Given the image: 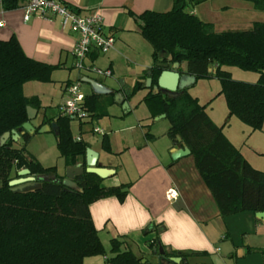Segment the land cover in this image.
I'll list each match as a JSON object with an SVG mask.
<instances>
[{"label":"trees","instance_id":"obj_1","mask_svg":"<svg viewBox=\"0 0 264 264\" xmlns=\"http://www.w3.org/2000/svg\"><path fill=\"white\" fill-rule=\"evenodd\" d=\"M22 1L0 0V4L4 10H10ZM203 1L173 0L168 11L144 10L139 14L127 11L152 47L149 68L152 85L162 70L156 62H185V72L196 80L208 77L219 80L218 93L224 96L228 117H237L253 131L260 130L264 123V22H254L247 30L216 32L211 23L187 9ZM248 1L264 11V0ZM209 65H216L214 71L209 70ZM224 66L254 71L259 76L255 82L234 80ZM58 67L28 57L15 36L0 38V135L20 128L27 121L26 106L40 109L38 97L25 96L23 85L28 81H51V73ZM147 76L145 72L133 83L126 99L145 88ZM152 85L141 101L151 117L164 113L168 118L166 134L173 144L182 143L189 148L220 215L264 212V170L254 168L242 156L223 133V125L214 123L205 105L187 89L169 96L154 92ZM109 96L110 105L114 101L113 95ZM99 98L96 93L85 95L84 106L92 118L103 113L104 105ZM70 119L58 113L52 118L43 117L40 126L57 124L56 146L65 166L78 161L85 166L88 144L81 137L76 140L72 136ZM31 134H21L22 146L16 145L11 137L0 146V264H83L85 258L97 255L104 256L105 264H139L142 256L126 246L123 238H111L110 254H106L89 210L90 204L109 196L123 202L130 183L104 186L102 177L84 171L74 176L78 189L64 190L65 176L58 174L55 166H43L27 153L25 144ZM145 136L154 137L149 132ZM101 145L110 152L105 135ZM23 168L36 177L35 185L13 191L8 182L17 178V172ZM50 175L55 179L40 178ZM158 244L161 245L160 241L154 239L148 242V248ZM188 253L164 249L160 257H180V262L168 260V263L182 264Z\"/></svg>","mask_w":264,"mask_h":264},{"label":"crops","instance_id":"obj_2","mask_svg":"<svg viewBox=\"0 0 264 264\" xmlns=\"http://www.w3.org/2000/svg\"><path fill=\"white\" fill-rule=\"evenodd\" d=\"M24 1L10 10H4L0 4V38L6 40L15 36L28 57L50 65H58L59 67L54 71L61 72L60 76L65 77L59 78L62 79L61 81L52 79L53 82L60 83L58 89L60 100L56 103V112H49L47 98L43 92L32 90L29 86L28 92L24 91L25 84H30L29 82L32 81L23 85L25 96H37L39 99L38 122L40 123L43 117L57 116V105L66 96L65 86L72 81H82L84 77L94 79L111 89L110 93H96L100 95V101L105 99L109 101V94H112L114 101L112 104L122 106L114 99L115 94H120L122 100L127 102L123 112L132 111L131 98L126 99V92L129 89L125 90L124 86L127 80L132 79L130 84L132 87L133 83L147 72L152 63L151 60L140 62L136 54L133 56L136 55L139 60L134 61L128 45L130 42L128 39L126 41L123 39L124 33H120L118 41L115 35L131 27L139 31L136 21L127 14L128 10L135 14L144 10L168 11L172 7L173 0H59L76 7L82 13L96 10L102 15L103 31L106 34H112L115 37V43L107 53L102 54L96 51L90 53L87 62L103 69L109 68L112 72L111 76H100L76 69L72 49L76 43L77 34L62 28L59 19L55 17H31L25 21L22 8ZM187 9L202 21L211 23L216 32L247 30L254 22H264V11L257 10L248 0H205L195 6H188ZM122 58L134 66L122 64ZM169 65L171 66L172 63ZM185 69L186 63H180L179 70L186 73ZM210 71H214V67ZM111 78L116 83H113ZM196 81L187 87L188 92ZM82 83L86 82L82 81ZM48 84L45 83L43 86L49 88ZM86 84L89 86V91L82 90L85 95L95 93L91 85ZM46 90L48 89L42 91ZM54 90L57 95V89ZM147 91V87L142 89V95L137 105L134 104L135 107L142 102ZM116 97L120 99L118 95ZM226 113L228 114V109ZM207 114L214 123L220 125L210 113L207 112ZM98 118L100 117H93V119ZM144 118L149 120L150 114L145 115ZM227 121L226 117L221 125L223 123L226 125ZM79 127L82 128V125ZM98 128L103 133V130ZM244 128L239 127L242 131L240 135H245L246 132H249L248 135L254 133L250 127ZM222 131L251 165H254V161L261 163L255 156L264 155V140L257 139L249 151L251 155L248 156L242 151V144H238L230 131L224 129ZM81 133L79 136L87 142L88 147L98 152L97 161L100 165L113 169L112 174L103 178L102 185L115 186L130 183L123 202L114 196H109L90 204V214L98 235L104 233L110 239L123 238L127 241L126 246H130L135 253L134 246L140 249L146 254V259L139 264H170L161 262L158 252L154 253L147 247L148 242L154 239H158L166 251L189 252L190 254L188 253L182 259V264H189L192 259L202 260L203 258L207 259L205 264H264L262 252L264 219L246 211L221 216L209 189L194 165L193 156L188 154L177 159L171 158L170 154L178 147V144H173L169 137L161 140L159 136L151 133L154 137L147 138L143 130L136 138L130 136H123L121 139L110 138L108 139L110 152L102 150L103 155H101L96 148L97 144L91 143L90 138L88 141L85 140ZM93 144L96 146L94 147ZM78 162L82 164L81 161ZM169 188L176 190L175 199L166 198V191ZM145 217L148 219L140 227ZM83 264H105L104 256L87 257Z\"/></svg>","mask_w":264,"mask_h":264},{"label":"rangeland","instance_id":"obj_3","mask_svg":"<svg viewBox=\"0 0 264 264\" xmlns=\"http://www.w3.org/2000/svg\"><path fill=\"white\" fill-rule=\"evenodd\" d=\"M192 7V6H191ZM129 21L132 23V20L129 19ZM120 33H124L123 39L125 41L128 39L130 42L129 48L131 49V55L132 59L134 61H137L140 59V62H149L152 59L150 57V52L152 51L151 45L141 36L138 30H135V27H131V29H127L125 31H119L115 36L116 40L118 41ZM122 38V37H120ZM138 55V58H136V55ZM130 65V67L134 66L132 63L127 61L125 58H122V64ZM223 69L230 72V75L232 79L234 80H240L245 82H252L258 79V76L256 72L250 71V70H244L236 66H224ZM61 72L58 71H52L51 73V81L49 82H38V81H32L29 82L30 84H25L24 91L28 92V86L29 88L32 87V90H35L37 92H43V95L47 98L48 106L47 108L50 109L49 112H56V103L60 100V94H58L59 89V81H61L59 78H65L64 75L60 76ZM57 74V75H56ZM55 76V77H53ZM52 79L59 80L58 82H53ZM110 79V78H108ZM111 81L113 83H116L114 79L111 78ZM108 82V81H107ZM132 82V79L127 80V84L124 86L125 90L130 89V84ZM45 83H49L48 87L43 86ZM44 88V89H43ZM81 88L84 92L89 91V86L86 83H81ZM221 88V84L217 78H199L195 84L192 86V88L189 90V92L193 96L198 97V101L200 104H205V110L213 116L215 120L222 124L223 120L225 118H228V121L225 125L223 123L222 130L230 131L232 135L236 138L238 144H242L243 149L242 151L246 155H251L250 150L252 149L253 143L257 139L260 141L264 140V123L260 130H255L253 134H249L246 132L245 135H240V129L239 127H245L244 129H249L246 124L241 122L237 117L232 116L231 118L228 117L227 106L224 99V96L222 94H219V90ZM48 89L46 91H42ZM52 89V90H51ZM54 89H57V95L54 93ZM86 90V91H85ZM142 90L138 91L136 94H134L130 101L132 106V111H129L127 113L123 112V107L119 104H110L105 99L101 101V104H103V113L98 119L89 120L87 122L79 121L78 119H70V129L72 136L76 138L80 135L84 136V139L88 141L90 138V142L96 143L99 151L101 152V155H103V148L101 145L103 133H105V137L114 138V139H121L123 136L125 137H132L136 138V136L143 132H149L156 136H159L161 140L167 139V129L170 125L168 118L166 117H159L161 114H158L154 117L149 118L147 120L146 118L143 119V117L147 114H150V110L147 108L146 104L144 102L139 103L138 107H135L134 104L137 105V102L140 100V97L142 95ZM30 92V91H29ZM107 101V102H106ZM62 101H60L61 103ZM59 103V104H60ZM58 104V105H59ZM57 105V106H58ZM158 117V118H157ZM140 124L142 126H140ZM79 125H82V128L79 127ZM100 127L103 130V133L93 131L92 128ZM128 126H132L129 128ZM164 135V136H163ZM239 136V137H238ZM163 137V138H162ZM263 137V138H262ZM240 138L242 141H240ZM57 138L54 131L50 130L47 132H35L31 134V137L27 144H25V149L28 154L33 156L36 160H38L41 165L43 166H55L56 171L60 175H64L67 170V166L64 164L63 158L60 156L57 146H56ZM242 142V143H240ZM16 145L22 146L23 142L22 140L18 139L16 140ZM259 145L260 142L258 141ZM94 146V144H93ZM96 146V145H95ZM94 146V147H95ZM103 150V151H102ZM257 155V154H256ZM256 159H259L261 163H257L256 161L253 162L252 165L256 169L264 170V155H257L255 156ZM253 161V160H252ZM263 164V165H262ZM262 168V169H261ZM99 237L102 241L103 247L106 251V254H110V237L106 236L104 233H100ZM148 247V245H147ZM146 247V248H147ZM134 250H136V253L138 255L142 256V259H146V254L140 249L138 250L135 246L133 247ZM148 249V248H147ZM149 251V249H148ZM154 255V253H153ZM98 257H101L100 255H97ZM152 256V255H151ZM141 259V260H142ZM206 258H203L202 260L192 259L189 264H205ZM158 263V260H157Z\"/></svg>","mask_w":264,"mask_h":264},{"label":"built area","instance_id":"obj_4","mask_svg":"<svg viewBox=\"0 0 264 264\" xmlns=\"http://www.w3.org/2000/svg\"><path fill=\"white\" fill-rule=\"evenodd\" d=\"M23 18L25 21L31 17L58 18L62 28H67L77 34L76 43L72 49L74 67L78 70L87 71L100 76H111L109 68H100L87 62L90 53H107L115 43L112 34L103 31V17L96 11L87 13L80 12L76 7L66 5L59 0H25L23 5ZM1 25V23H0ZM82 81H72L65 86V99L58 105V113L72 119L87 122L92 120L84 106L85 93L81 89ZM92 131H102L92 128ZM80 139V136L75 138ZM177 192L173 188L166 191L168 200L175 199Z\"/></svg>","mask_w":264,"mask_h":264},{"label":"water","instance_id":"obj_5","mask_svg":"<svg viewBox=\"0 0 264 264\" xmlns=\"http://www.w3.org/2000/svg\"><path fill=\"white\" fill-rule=\"evenodd\" d=\"M156 65L162 68L160 74L158 75L156 84L152 85L150 69L147 70L148 76L145 79V87L149 88L152 85V89L154 92L160 91L169 96H177L196 80L194 75H190L180 71L178 62H174L170 66L168 62L159 61L156 62ZM212 67H214L215 69L216 65H209V70H211ZM82 81L89 83L95 93L105 94L111 92V89L94 79L84 77ZM116 95L119 96V100L117 99ZM114 99L118 103L120 102L122 107L127 106V102L122 100L120 94H115ZM26 112L28 119L21 125L20 128L6 131L0 135V146H2L9 137H11L14 141L18 140L21 134H23L24 132L34 133V131L37 130L38 132L42 133L52 130L56 135L58 134V126L54 122H51L50 124H43L40 126V123L38 122L39 114L36 108L28 105L26 106ZM159 117H165V114H161V116ZM177 140L181 142V138L179 136H177ZM188 154H190L189 148L186 145L180 143L178 144V147L171 152L170 155L172 159H177ZM97 158L98 152L90 147H87L85 152V166H83L80 162H76L74 165L67 166L65 177L63 179L64 190L78 189L76 183L74 182V176L82 174L84 171L94 173L102 178L108 177L113 173V169L101 166L97 161ZM17 175V178H14L8 182V184L11 186V190L22 191L28 187H33L35 185L36 177L30 175V171L27 168L19 170L17 172ZM40 178L55 179V176L50 175ZM255 215L260 219H264V212H256ZM152 251L154 253L158 252L159 255L164 254V249L160 244H158L157 247H154ZM180 259V257H162L161 262L168 263V260H171L178 263ZM144 261V259L141 260V262Z\"/></svg>","mask_w":264,"mask_h":264},{"label":"clouds","instance_id":"obj_6","mask_svg":"<svg viewBox=\"0 0 264 264\" xmlns=\"http://www.w3.org/2000/svg\"><path fill=\"white\" fill-rule=\"evenodd\" d=\"M148 218L147 217H145V220L144 221H142L141 222V224L139 225L140 227H142L143 226V224L146 222V220H147ZM165 242H167V241H165Z\"/></svg>","mask_w":264,"mask_h":264}]
</instances>
